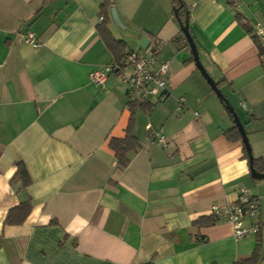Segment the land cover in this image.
I'll use <instances>...</instances> for the list:
<instances>
[{"label":"crops","instance_id":"obj_1","mask_svg":"<svg viewBox=\"0 0 264 264\" xmlns=\"http://www.w3.org/2000/svg\"><path fill=\"white\" fill-rule=\"evenodd\" d=\"M182 2L201 64L222 81L264 166V65L252 34L264 26V0H239L237 9ZM99 3L0 0V264H235L258 243L264 264V179L251 176L241 139L224 135L234 122L180 37L174 0H113L109 9L107 27L127 52H142L145 37L146 52L169 64L167 96L135 107L140 147L117 166L108 141L124 136L129 99L116 74L89 79L113 64L97 30ZM159 130L165 147L150 139ZM242 186L258 201V234L235 239L227 222H199ZM26 202L24 220L7 224Z\"/></svg>","mask_w":264,"mask_h":264},{"label":"built area","instance_id":"obj_2","mask_svg":"<svg viewBox=\"0 0 264 264\" xmlns=\"http://www.w3.org/2000/svg\"><path fill=\"white\" fill-rule=\"evenodd\" d=\"M234 8H238L239 0H227ZM102 18L100 17V20ZM255 39L264 50V26L260 23L253 27ZM25 42L33 48H39L41 44L36 40L33 32L26 31L21 35ZM125 66L115 70L113 65L98 67L89 73V79L95 84H102L107 77L114 73L120 83L126 87L129 101L146 102L149 98L162 100L167 96L169 64L159 62L153 53L127 52L124 56ZM182 99L178 100L180 109ZM198 115L197 112H194ZM152 142H157L165 147L168 143L163 130L153 131L150 135ZM259 204L249 190L242 186L238 190L234 202L225 205H213L209 210V216L214 221L227 222L232 226V235L235 239H241L258 234L260 225L257 221Z\"/></svg>","mask_w":264,"mask_h":264},{"label":"trees","instance_id":"obj_3","mask_svg":"<svg viewBox=\"0 0 264 264\" xmlns=\"http://www.w3.org/2000/svg\"><path fill=\"white\" fill-rule=\"evenodd\" d=\"M112 5H113V0H100V3H99L100 17L102 19L97 26V30L105 46L107 47V49L110 51V53L113 56L112 65L114 66V69L119 70L125 66L124 56L127 53V49H126L125 42L114 38L107 27L108 20H109V9L112 7ZM173 11H174L175 18L178 24L179 22L184 23L185 21L189 23L188 8H186L182 0H174V10ZM236 18H238V20L240 19V15L238 13H236ZM180 37L186 41L182 32L180 34ZM186 42L185 44H188ZM256 43L260 50L261 62L264 65V50L261 44L257 40H256ZM221 82L222 81L216 82L217 86H219ZM219 100L221 104L223 105L224 109L226 110V112L228 113L231 120L234 122L235 118H234L233 113L230 111L228 100L224 96L222 98H219ZM144 104H145L144 102L129 101L128 105H129V110H130V118L128 121V125L125 129L124 136L119 137V138L111 137L108 141V146L114 152L116 163L119 168H124L129 162L128 154L136 151L140 147L138 139L133 133V121H134L135 107L139 105L143 106ZM224 135L229 140L235 141V140L241 139L242 141L241 134L235 122L232 128L225 130ZM244 149H245V146H244ZM245 152H246V149H245ZM246 155H247V152H246ZM262 163L263 162L261 158L253 157L254 169L257 172L264 174V166ZM15 176L16 178L20 179V181H22L23 185H28L30 183L27 171L25 167L23 166V164L21 163H17V172ZM29 210H30V204L28 202L22 203L17 208L10 210V212L8 213L6 217L5 222L7 224H12V225L19 224L24 220ZM213 221L214 220L210 217L209 220H201L199 222L201 224H209V223H212ZM259 248H260V245L258 243L255 247L254 252L249 258L242 259L236 262L235 264H259V259H260Z\"/></svg>","mask_w":264,"mask_h":264},{"label":"water","instance_id":"obj_4","mask_svg":"<svg viewBox=\"0 0 264 264\" xmlns=\"http://www.w3.org/2000/svg\"><path fill=\"white\" fill-rule=\"evenodd\" d=\"M112 14L114 15V12L112 11ZM116 16V15H115ZM179 27H180V31L183 33L188 45H189V48H190V52H191V55H192V58L194 60V63L196 65V67L198 68V70L200 71V73L202 74V76L204 77V79L206 80V82L209 84V86L211 87V89L213 90V92L216 94V96L218 98H222L223 97V94L222 92L220 91V89L218 88L216 82L214 81V79L207 73V71L205 70V68L203 67V65L201 64L200 62V59H199V54H198V50H197V47H196V44L190 34V31H189V24L187 21H185L184 23L182 22H179ZM144 41L147 42V39L144 37L141 41V46H142V50L143 51H146L147 48H148V44H145ZM229 108H230V111L233 113L234 115V122L241 134V137H242V141H243V144L245 146V149H246V152H247V157H248V160H249V165H250V173H251V176L254 178V179H264V174H261L259 172H257L254 167H253V154H252V151H251V148H250V144H249V141H248V138H247V135H246V132L244 130V127L242 125V123L240 122L237 114L234 112V109L232 108V106L229 104Z\"/></svg>","mask_w":264,"mask_h":264}]
</instances>
